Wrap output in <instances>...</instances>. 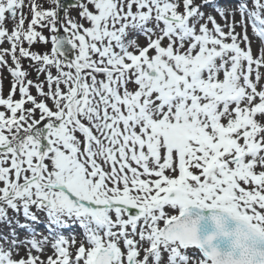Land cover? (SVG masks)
Here are the masks:
<instances>
[{"label":"snow or ice","instance_id":"snow-or-ice-1","mask_svg":"<svg viewBox=\"0 0 264 264\" xmlns=\"http://www.w3.org/2000/svg\"><path fill=\"white\" fill-rule=\"evenodd\" d=\"M0 264H264V0H0Z\"/></svg>","mask_w":264,"mask_h":264},{"label":"rangeland","instance_id":"rangeland-1","mask_svg":"<svg viewBox=\"0 0 264 264\" xmlns=\"http://www.w3.org/2000/svg\"><path fill=\"white\" fill-rule=\"evenodd\" d=\"M72 14L75 15V11H73ZM10 79L11 78L9 77L7 80L4 81V91H5V94H7L8 90H9V87H10L9 80Z\"/></svg>","mask_w":264,"mask_h":264}]
</instances>
